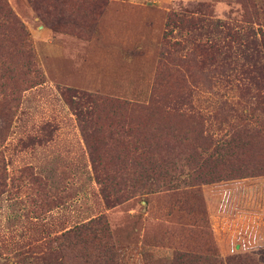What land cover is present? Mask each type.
Wrapping results in <instances>:
<instances>
[{"label": "rangeland", "instance_id": "rangeland-1", "mask_svg": "<svg viewBox=\"0 0 264 264\" xmlns=\"http://www.w3.org/2000/svg\"><path fill=\"white\" fill-rule=\"evenodd\" d=\"M4 1L20 26L0 20V116L8 114L0 134V264H80L57 239L97 217L107 223L116 264H179L185 255L264 264V174L228 176L220 163L219 177L196 182L200 166L186 162L193 146L183 143L170 186L145 185L107 204L61 95L71 89L146 104L153 93L192 91L215 139L229 130L224 115L258 128L264 115L248 96L260 85L239 81L244 71L257 74L244 59L253 47L228 39L225 27L255 40L252 54L264 63V0ZM224 39L235 67L227 77L224 54L194 50ZM209 91L219 96L206 108L200 98ZM222 93L233 109L219 108ZM166 122L181 132L201 128L176 116ZM250 142L236 165L264 159V138Z\"/></svg>", "mask_w": 264, "mask_h": 264}, {"label": "trees", "instance_id": "trees-1", "mask_svg": "<svg viewBox=\"0 0 264 264\" xmlns=\"http://www.w3.org/2000/svg\"><path fill=\"white\" fill-rule=\"evenodd\" d=\"M0 20L20 26L11 10L5 6L4 0H0ZM225 30L231 41L236 39L238 45H243L246 49L251 46L253 51H259L255 40L248 42L246 38L243 39L244 34L238 35L228 27H225ZM19 40L23 41L21 38ZM241 40L243 42H240ZM231 41L225 40L222 43L205 41L197 43L194 50L203 55L211 50L224 54L222 60H225V64L223 63L222 67L226 69V74L223 75L227 77L235 68L226 61L229 56L227 57L225 48L229 50L232 47ZM178 45L179 43L173 42L170 47ZM260 47L264 49V43H260ZM252 52L245 53L244 59L254 67L252 71L257 74L244 71L239 81L247 80L260 85L248 99L254 101L257 109L264 115V74L261 72L264 63L259 59V55ZM225 81L230 80L226 78ZM208 93L211 95L200 98V102L207 103L206 108L212 106L211 99L215 94L219 96V92ZM61 95L76 116L89 150L95 178L107 204L127 199L137 191L140 192L145 185L170 186L172 182L170 173L176 169L181 153L179 148L183 143L193 146V152L184 157L186 162L200 166L197 167L200 171L196 176V182H208L215 176L219 177L214 168L220 163L229 167L228 176L264 174V159L256 162L246 160L236 165L238 156L244 152L241 149L252 140L264 138V120L259 122L258 128L248 123L237 126L227 122V115H224L226 120L223 122L229 130L223 137L215 139L214 134L203 129L208 114H203L195 108L194 99L196 101L199 99L195 98L192 91H177L171 96L153 93L146 104L71 89L63 90ZM226 95L227 93L220 94L224 99L220 101L219 108L228 106L233 109ZM164 102L167 108L163 106ZM173 116L191 122L199 120L203 130L200 128L196 132L191 129L177 131L166 122ZM7 118L6 112L0 116V134L7 129ZM108 146L112 149L107 152ZM108 164L111 165L110 168ZM109 239L107 223L101 217H97L64 231L57 241L60 249L73 252L71 259L80 261V264H116V254ZM80 244L83 248H75ZM180 259L179 264L186 261L188 263L185 264L196 261H202L200 264H222L216 257L203 259L185 255Z\"/></svg>", "mask_w": 264, "mask_h": 264}]
</instances>
